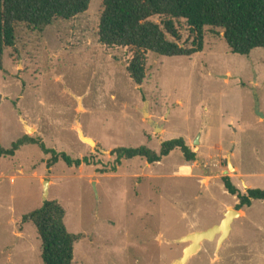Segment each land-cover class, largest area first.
I'll list each match as a JSON object with an SVG mask.
<instances>
[{
    "label": "rangeland",
    "instance_id": "1",
    "mask_svg": "<svg viewBox=\"0 0 264 264\" xmlns=\"http://www.w3.org/2000/svg\"><path fill=\"white\" fill-rule=\"evenodd\" d=\"M101 12L102 0H91L84 14L41 30L18 24L15 46L3 52L0 146L27 135L47 152L86 163L60 159L49 168L51 154L38 145L0 159V264H43L35 227L21 222L43 207V181L47 200L65 211L67 231L80 236L73 264H172L188 245L182 238L218 225L228 210L240 213L228 238L219 247L218 236L204 241L186 264H264V202L237 209L222 184L228 176L242 193L264 190V49L232 54L222 32L206 28L198 54H151L137 86L124 49L99 43ZM176 27L190 46L186 23ZM175 139L196 154L194 162L178 149L155 164L134 158L116 165L111 154L158 153Z\"/></svg>",
    "mask_w": 264,
    "mask_h": 264
},
{
    "label": "trees",
    "instance_id": "2",
    "mask_svg": "<svg viewBox=\"0 0 264 264\" xmlns=\"http://www.w3.org/2000/svg\"><path fill=\"white\" fill-rule=\"evenodd\" d=\"M91 0H0V71L1 58L7 48L15 46V30L25 24L41 30L55 20H71L84 14ZM163 18L161 26L150 21ZM177 21H184L190 31V46L180 43ZM218 29L232 54L249 56L254 49H264V0H102L98 23L99 43L106 47L124 49L125 68L137 86L143 84L148 58L151 54L163 57H191L203 50L204 30ZM24 145L41 143L24 135L9 148L0 146V159L14 157ZM179 150L186 162H194L196 154L182 139L161 144L158 153L147 147L111 151L116 165L122 159L143 158L147 164L161 162L174 150ZM50 168L60 159L68 166L79 167L86 158L73 161L64 153L48 151ZM88 164V163H87ZM113 167L112 172L115 171ZM225 191L236 197L237 209L250 207L252 201L264 202V190L248 189L245 193L222 178ZM65 211L55 200H46L40 210L26 214L21 222L31 223L37 232L43 264H73L74 245L79 235L69 233L64 224Z\"/></svg>",
    "mask_w": 264,
    "mask_h": 264
},
{
    "label": "water",
    "instance_id": "3",
    "mask_svg": "<svg viewBox=\"0 0 264 264\" xmlns=\"http://www.w3.org/2000/svg\"><path fill=\"white\" fill-rule=\"evenodd\" d=\"M144 115H146L145 112ZM79 137L83 142L93 145V141L91 139L83 137L81 134ZM227 165L229 171L234 170L231 165L230 155L227 158ZM48 184L49 182L43 181V197L45 201L47 200L48 196ZM239 215L240 213L238 211L228 210L226 213H224V218L218 225H214L205 231L191 233L188 236L182 238L179 242H187L188 245L185 247L182 256L172 264H186L192 256L196 255L200 251L201 244L204 241H213L216 236H218L219 247L221 243L228 238L231 230V224L235 218L239 217Z\"/></svg>",
    "mask_w": 264,
    "mask_h": 264
},
{
    "label": "crops",
    "instance_id": "4",
    "mask_svg": "<svg viewBox=\"0 0 264 264\" xmlns=\"http://www.w3.org/2000/svg\"><path fill=\"white\" fill-rule=\"evenodd\" d=\"M261 118H264V117H261ZM230 159H231V155H230ZM187 167L189 168V166L181 165L180 166L181 173L184 175H191L193 171H192L191 167L189 169H187ZM48 194H49V192H48Z\"/></svg>",
    "mask_w": 264,
    "mask_h": 264
},
{
    "label": "flooded vegetation",
    "instance_id": "5",
    "mask_svg": "<svg viewBox=\"0 0 264 264\" xmlns=\"http://www.w3.org/2000/svg\"><path fill=\"white\" fill-rule=\"evenodd\" d=\"M188 244V243H187Z\"/></svg>",
    "mask_w": 264,
    "mask_h": 264
}]
</instances>
